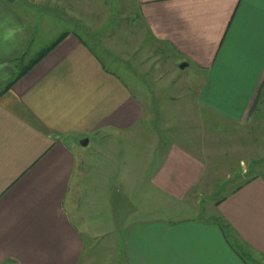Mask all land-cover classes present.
Segmentation results:
<instances>
[{
    "label": "crops",
    "instance_id": "obj_1",
    "mask_svg": "<svg viewBox=\"0 0 264 264\" xmlns=\"http://www.w3.org/2000/svg\"><path fill=\"white\" fill-rule=\"evenodd\" d=\"M19 1L0 0V263L79 264L88 242L74 223L75 198L91 161L82 148L141 132L139 93L146 79L162 82L163 53L175 55L176 68L194 81L199 110L245 123L264 101V0H134L146 43L124 49L151 55L141 72L128 56L105 63L82 35L61 32L68 34L2 92L25 58L49 45L39 47L43 31ZM133 160L138 172L123 179L142 182L147 159ZM156 166L150 188L180 203L208 184L207 161L178 145ZM214 213L222 222L135 220L112 245L121 247V264H248L232 236L264 264V169L219 200Z\"/></svg>",
    "mask_w": 264,
    "mask_h": 264
},
{
    "label": "rangeland",
    "instance_id": "obj_2",
    "mask_svg": "<svg viewBox=\"0 0 264 264\" xmlns=\"http://www.w3.org/2000/svg\"><path fill=\"white\" fill-rule=\"evenodd\" d=\"M17 5L34 17L35 30L43 31L39 47L50 44L61 32H76L105 63L111 56L121 63L126 55L131 69L139 73L140 64L153 62L150 54L126 51L142 50L146 43L139 36L134 0H20ZM161 58L165 68L169 66L161 72L162 82L146 79L139 93L145 99L144 115L137 125L141 132L113 135L102 142L92 140L89 147L82 148L83 156L91 161L75 198L78 214L74 223L88 242L79 264H121V247L113 246L112 241L121 239L128 223L135 220L222 222L214 213L216 202L264 169V101L243 124L202 112L193 101L194 81L176 68L175 55L163 53ZM172 145L207 161L206 190L200 196L195 190L184 203L158 194L148 182L156 163L163 161ZM135 158L147 159L139 174L142 182L123 179L138 172ZM93 234L95 238H91ZM231 238L248 264H260L259 255Z\"/></svg>",
    "mask_w": 264,
    "mask_h": 264
},
{
    "label": "trees",
    "instance_id": "obj_3",
    "mask_svg": "<svg viewBox=\"0 0 264 264\" xmlns=\"http://www.w3.org/2000/svg\"><path fill=\"white\" fill-rule=\"evenodd\" d=\"M68 33H62L59 35L52 43H50L47 47L42 49L37 56H35L32 60H30L27 64L21 65L18 69L14 77L7 83V85L3 88L2 92L7 91L10 89L15 82H17L19 79H21L23 76H25L39 61H41L50 51H52L66 36ZM17 62H21V59H17ZM216 202V204H218ZM221 229L226 233V238L230 239V235L228 234L229 232V227L228 225H222ZM233 246V245H232ZM237 250L235 246H233ZM238 255L242 257L243 260H245V256L237 251ZM246 262V261H245ZM247 263V262H246Z\"/></svg>",
    "mask_w": 264,
    "mask_h": 264
},
{
    "label": "water",
    "instance_id": "obj_4",
    "mask_svg": "<svg viewBox=\"0 0 264 264\" xmlns=\"http://www.w3.org/2000/svg\"><path fill=\"white\" fill-rule=\"evenodd\" d=\"M7 3H13L14 2V0H5ZM186 65L185 64H182V65H180V68L182 69V68H184ZM82 145L83 146H85V145H87V140H84V141H82Z\"/></svg>",
    "mask_w": 264,
    "mask_h": 264
},
{
    "label": "clouds",
    "instance_id": "obj_5",
    "mask_svg": "<svg viewBox=\"0 0 264 264\" xmlns=\"http://www.w3.org/2000/svg\"><path fill=\"white\" fill-rule=\"evenodd\" d=\"M17 31H20V32H22V31H23V29L17 28Z\"/></svg>",
    "mask_w": 264,
    "mask_h": 264
}]
</instances>
